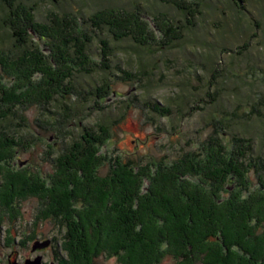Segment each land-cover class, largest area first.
I'll return each instance as SVG.
<instances>
[{
    "label": "trees",
    "instance_id": "1",
    "mask_svg": "<svg viewBox=\"0 0 264 264\" xmlns=\"http://www.w3.org/2000/svg\"><path fill=\"white\" fill-rule=\"evenodd\" d=\"M24 1L33 0H0V28L10 37V45L0 52V120L11 114V109V117L20 119L18 108L50 106L56 98L75 92L93 100L95 111H100L111 94L116 96L111 87L112 75L116 74L112 63L117 65L122 47L112 45L110 38L119 44L130 42L134 54L140 57L139 68L132 71L119 66L121 75L116 76L143 85L147 62L141 55L149 51L157 56L182 39L179 31L187 27L169 18L164 28L167 19L159 21L157 15H163L150 8V3L160 2L168 10L175 8L186 16L187 23L197 13L205 20L207 10L215 9L206 0H178V4L174 0H142L147 1L145 6L130 0L131 7L110 0L102 2L107 5L103 9L85 0L83 8L72 3L40 21L37 8ZM80 1L74 0L78 6ZM87 6L92 10L84 9ZM253 6L259 10H253ZM255 11L264 15L263 1L229 0L228 8L219 14L222 23L217 19L207 25L212 35L226 34L230 28L239 34L244 28L255 30L243 45L219 52L229 54L226 57L238 64L245 58V51L255 47L249 56L255 58V68L262 73L255 70L249 76L257 77L264 75V27ZM98 33L110 37L95 38ZM98 40L101 62L95 60L91 47ZM209 44L206 41L207 46H203L217 56L223 43L216 40ZM77 64L80 66L75 69ZM96 71L101 73L100 79L96 78V84L83 93L69 86H73L77 73L93 75ZM154 110L162 115L169 113L157 104ZM217 120L222 127L214 128L192 153L147 168L130 166L118 161L122 159L119 155L100 152L111 139L109 124L86 126L74 149L54 159L55 170L50 177L42 179L27 170L19 174L5 168L6 190L0 196L9 204L14 198L35 193L48 201L45 207L58 202L69 210L72 217L61 243L64 254L57 256L56 264H95V258L105 253L117 256L121 264H160L167 257H172L175 264H264V159L253 156L252 138L234 133L231 119ZM55 121L59 123L58 118ZM226 134L231 137L227 139ZM13 144L0 132V175L3 163L13 159L8 153ZM109 157L115 162L104 175L100 173L103 158L105 165ZM251 172H255L256 181L250 179Z\"/></svg>",
    "mask_w": 264,
    "mask_h": 264
},
{
    "label": "rangeland",
    "instance_id": "2",
    "mask_svg": "<svg viewBox=\"0 0 264 264\" xmlns=\"http://www.w3.org/2000/svg\"><path fill=\"white\" fill-rule=\"evenodd\" d=\"M83 1L85 0L79 2V6L74 0L67 1L68 3L64 1L58 3L54 0H33L24 3L35 6L38 10H36V18L45 21L49 13L57 12L58 8L66 10L63 8L72 3L74 4L72 6L78 9L83 8L82 4L85 3ZM89 1L93 4L98 3L99 8L102 6L103 9L107 5H103L102 2L110 0ZM111 1L113 4L132 6L130 0ZM138 1L144 6L147 3V1ZM259 1L264 3V0ZM55 2L57 6L54 5ZM206 2L215 9L207 10L205 20L197 13V16L191 17V22L188 23L186 16L175 8L168 10L160 2H155V5L150 3V8L159 10L157 14L163 15H157L159 21H163V17L167 19L164 28L169 25V18L178 26L186 23L187 27L182 28L181 31L177 29V32L182 33L180 34L182 39L177 40L175 45L169 48H163L164 50L162 49L163 51L157 56L149 51L140 54L147 62L145 74L141 72L144 74L143 85L124 82L116 76L121 75L118 71L119 66L132 71L136 67L139 68L140 57L134 54L130 42L119 44L110 38L112 45L122 47L118 49L117 65L115 62L112 63L113 74H116L112 75L111 87L115 90L116 96L111 94L100 111H95L93 100L77 94L78 92L65 98L58 97L50 106L31 105L23 109L15 106L14 109L18 108L17 113L22 116L20 119L16 116L11 117L14 111L11 109V114L0 120V132L4 133L9 141H14L8 152L13 159L3 163V171L1 170L0 194L6 190L5 168L19 174L27 170L42 179L50 177L55 170L54 159L74 149L75 143H79L82 139L81 132L84 127L102 122L111 126L112 135L111 139L101 146L100 152L119 155L122 159L118 161L123 160L130 166L147 168L161 162L181 159L186 153H192L200 147L214 128L222 127L221 122L217 120L219 117L231 119L229 122L235 129L236 135L243 134L252 138L253 156L264 159V75L249 76L255 70L258 74L260 71L262 73V70L258 71L255 68V58L249 56L255 47L245 51V58L243 57L238 64L233 62L234 59L226 57H229V54L223 55L219 52L222 48L235 49L243 45L251 40L255 30L244 28V32L241 31L239 34L237 29L230 28V31L223 35L209 34L207 22L221 19L220 23H222L219 14L223 9L228 8L229 0H206ZM255 4L258 5L256 2ZM258 6L262 4L259 3ZM84 9L92 10L89 6ZM252 9L259 10L255 9V6ZM255 15L257 18L261 16L264 27V15H261V11H255ZM193 21L198 23L197 27H194ZM0 22H2L1 17ZM191 24L193 27H190ZM217 24L213 26L217 27ZM209 30L217 31L213 28ZM98 34L100 35L93 36L102 37L101 33ZM105 37L109 39L110 36L104 35L102 38ZM9 38L8 32L0 28V43L3 44H0V52L7 48L5 45H10ZM216 40L218 43H223L218 49L217 56L209 53V47H204L207 46L206 41H210V46ZM197 42L200 48L196 46ZM98 43L100 44V41L95 42L91 47L93 57L101 62L102 50ZM223 57H226L225 60ZM221 58L223 62L220 61ZM78 66L80 64H77L75 69ZM100 76L101 73L97 71L93 75L77 73L73 79V86L71 83L69 86L83 93L96 84L95 80L100 79ZM1 97L0 94V101ZM208 99L213 101L209 103ZM154 103L159 108L168 109L169 113L162 115L156 112ZM56 118L59 119V123L55 121ZM226 135L227 139L231 137L229 134ZM108 159L110 162L106 160L104 165L103 158L100 173L104 175L110 171L111 163L115 162L111 157ZM250 179L256 181L255 172H251ZM226 185L228 186V183ZM31 194L19 199L14 198L9 204L4 203L0 196V264H26L28 260H36L38 257H41V264H56L57 256L64 254L61 252V243L65 238L66 225L72 214L58 202L45 207L47 200L43 201L35 193ZM37 241L41 243L50 241V243L45 248H35ZM175 263L172 257H167L160 264ZM95 264H121V262L117 256L105 253L95 258ZM195 264L204 263L198 261Z\"/></svg>",
    "mask_w": 264,
    "mask_h": 264
},
{
    "label": "water",
    "instance_id": "3",
    "mask_svg": "<svg viewBox=\"0 0 264 264\" xmlns=\"http://www.w3.org/2000/svg\"><path fill=\"white\" fill-rule=\"evenodd\" d=\"M50 241L41 243V241H37L34 245L35 248H45L48 246ZM26 264H41V257H38L36 260H28Z\"/></svg>",
    "mask_w": 264,
    "mask_h": 264
},
{
    "label": "flooded vegetation",
    "instance_id": "4",
    "mask_svg": "<svg viewBox=\"0 0 264 264\" xmlns=\"http://www.w3.org/2000/svg\"><path fill=\"white\" fill-rule=\"evenodd\" d=\"M1 176V175H0Z\"/></svg>",
    "mask_w": 264,
    "mask_h": 264
}]
</instances>
